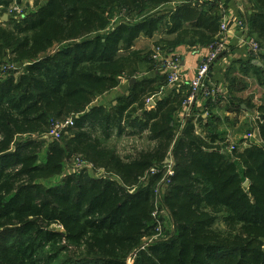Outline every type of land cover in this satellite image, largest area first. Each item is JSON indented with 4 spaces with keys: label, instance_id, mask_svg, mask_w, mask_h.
Segmentation results:
<instances>
[{
    "label": "trees",
    "instance_id": "obj_1",
    "mask_svg": "<svg viewBox=\"0 0 264 264\" xmlns=\"http://www.w3.org/2000/svg\"><path fill=\"white\" fill-rule=\"evenodd\" d=\"M11 3L0 0V13ZM34 5V13L11 18L13 27L0 29V264H58L64 253L70 257L63 264H264V122L263 144L228 152L221 145L224 132L211 128L219 122V102L204 100L202 112L194 106L182 126L179 115L190 89L166 96L164 72L133 83L116 106L95 105L143 61L137 50L142 37L153 40L164 28L175 42L154 49L165 56L182 44L208 48L226 11L216 2L188 0ZM162 7L170 10L163 14ZM246 10L247 36L264 47V0H247ZM8 57L22 71L4 74ZM147 57L150 70L161 73L153 54ZM254 61L250 56L249 66L262 71ZM228 76L232 93L236 80ZM237 109L244 111L242 104ZM257 110L264 120V106ZM72 118L74 126L60 139L43 140L54 123ZM146 131L159 142V152L123 159L101 148L104 135ZM76 154L120 181L85 171L63 176L65 161ZM170 155L175 173L160 205L174 231L157 239L155 190ZM153 168L160 173L142 181ZM60 176L58 184H44Z\"/></svg>",
    "mask_w": 264,
    "mask_h": 264
},
{
    "label": "rangeland",
    "instance_id": "obj_2",
    "mask_svg": "<svg viewBox=\"0 0 264 264\" xmlns=\"http://www.w3.org/2000/svg\"><path fill=\"white\" fill-rule=\"evenodd\" d=\"M202 1L205 2L208 0H202ZM221 2L223 4V8L220 6L219 9L221 11L225 10L226 13H229L230 10L233 11V13L237 16L235 22L233 23L237 25L236 22L238 21V19H242L243 14L247 11L246 10L247 0H221ZM181 4H183L182 1L176 2L174 3V5H172V7H176ZM22 7L24 14L27 15H30L36 11L34 0H23ZM162 8L163 10H161V12H163V14H165L164 12H167V10H170V9L166 10L167 7H162ZM11 18L14 19V16H12L9 12L0 13V29L1 28L10 29L13 27L14 21ZM236 28H238L237 29L238 31L242 29L241 27H236ZM164 34L165 31L164 28H162V30L156 34L152 43L150 44L144 43L138 45L139 47L137 48V50H139V52L142 53L141 56L143 58V61L139 63L135 69H130L126 71L124 76H122L120 79L119 87L99 97L95 105H104L108 108L111 106H116L118 98L123 97L128 92L130 88L129 85L132 82V80L136 82V81H141L144 78H150V74H151L150 69L152 68L151 65L146 63L144 59L148 55L149 57L152 56L153 54L152 50L154 48L160 46L170 48L171 45L175 42V39L167 38L164 36ZM244 34L247 36L246 32H244ZM143 38L144 37H142L141 39ZM180 47H182L181 50L184 49L185 51H190V52L198 49V47L196 46L190 47L186 44H182L180 45ZM261 52H262L261 55L264 56V47L262 46H261ZM250 56L251 55H247L245 58L236 60L233 63H231L229 67L225 68L223 75L229 74L228 79L236 80V82L232 87V93L230 90V93L227 94L228 100L230 102L228 107L226 106L224 108L223 106L220 107L221 108L220 114L223 116V121L219 116L218 117L219 122L217 124L213 123V125L211 126L213 131L224 132V133L227 132V130H225V128H227L231 136H234V138L237 140V141L235 140V142L233 141V145L235 149L237 147L239 148V144L244 145L245 142L246 143L249 142L250 134H248V126L244 124L242 125L243 122L240 125H237V122L235 123L225 120L224 117L226 113L229 112L230 109L234 110V112L232 113L237 115V120L239 122L241 121V117L243 116L241 115L240 112L238 113L237 108L239 105L241 104L247 105L249 106V108H251V110L255 109V111H257V107L264 106V58H262V56H260L259 58V60L262 61L263 63V69L262 71H258L253 67L249 66ZM149 57H147L148 60ZM15 68L18 71H22L23 69L21 64L14 65L11 62L10 58L8 57L5 58L4 65L2 66L1 71L4 74H8L10 70H13ZM161 74L164 75L163 72H161ZM16 76H18V74ZM226 80L227 79H225L224 83H217V84H220L221 86H225ZM187 92L188 91H185V95ZM214 120L217 121V119ZM52 128L53 126L51 127V130ZM67 133L68 132H65L64 136H66ZM94 135L101 136L102 134L101 132H98V134H94ZM245 136L247 137L245 138ZM101 140H102L101 148L103 150L107 152L115 153L123 159L137 158L143 152H159L161 150L159 142L151 138L150 134L147 131L137 135L124 134L123 136H119L118 133L115 132L109 138H107V136L105 135L102 136ZM168 152H172V150H169ZM169 158H167V160H169ZM80 171H85L87 174L93 177L106 175L114 180L120 181V179L116 175L107 174L104 170L92 164L91 161L88 160L82 154H78V155L76 154L65 161L63 176L74 174ZM63 176L56 177L48 181L46 180L44 181V184L47 186L58 184L62 180ZM160 201L161 200L157 201L156 204L157 205L156 219L159 222L157 239L169 237V235L174 231L170 214L162 205H160L161 204ZM147 242H149V240H145V244ZM69 257L70 254L64 253L62 262L58 264H63ZM129 264H132V262H130Z\"/></svg>",
    "mask_w": 264,
    "mask_h": 264
},
{
    "label": "built area",
    "instance_id": "obj_3",
    "mask_svg": "<svg viewBox=\"0 0 264 264\" xmlns=\"http://www.w3.org/2000/svg\"><path fill=\"white\" fill-rule=\"evenodd\" d=\"M208 1L216 2L219 4V6L223 7L221 0H208ZM188 2L192 4H196L202 2V0H188ZM22 3L23 0L21 2H19V0H12V3L8 10V12L12 16H14V19L18 21H21L27 16V14H24ZM230 23H232L231 17L229 16V14H225L220 24L219 35L217 37L216 42L208 47L209 50L208 54L205 56V58L202 59L196 70L195 77L190 83L189 97L184 103L183 110L179 116L182 125H184L185 122L191 116V109L196 105L198 100L211 99L213 103L219 102V105L221 103H226L224 93L220 88L216 86V84L212 82L211 74L213 69L217 65L218 61L221 59V57L224 56V54L228 50V46L230 44V32L232 29L230 27L231 26ZM236 24L238 25V27H241L244 30V32H246L247 34L249 33V27L245 22H243L242 20H238ZM245 37L246 38L244 43L248 47L250 55L255 59V61L258 60L262 54L260 44L253 37H248L246 35ZM152 59L159 64L160 67L159 70L161 72H164L167 76L168 82L166 89L178 90L181 87V85L184 83L181 77V59L175 55L171 57H165L163 51L160 48L154 49ZM160 95H162V92ZM155 99L156 97L151 98L149 100V104L151 103L154 104L156 101ZM205 116H207V114ZM197 118L198 117H196V119ZM255 118H256L255 120L258 121L259 124L264 122V120L262 119L259 113L256 115ZM52 126L53 128L51 132H49L48 134L42 137L43 140L53 141L60 139L64 130H67L74 126V120L72 118V119H68L65 122H56ZM200 133L201 130L200 128H198L197 125L196 134L200 135ZM252 137L253 136H251V138ZM221 145L228 152H233L235 150L233 145V140L230 136L225 138V141ZM250 145L251 143H249L247 147H249ZM174 167H175L174 158L171 155L162 170L164 173V177L155 190L156 204L157 201L160 200L161 195L164 193V190H166L167 186H169V184L171 183V178L174 176L175 173ZM158 173H160V170L158 168H153L146 174V176L142 179V181H146L149 179V177L157 175ZM156 216H157V211L154 212L153 218L157 221L158 230H159V222L156 219Z\"/></svg>",
    "mask_w": 264,
    "mask_h": 264
},
{
    "label": "crops",
    "instance_id": "obj_4",
    "mask_svg": "<svg viewBox=\"0 0 264 264\" xmlns=\"http://www.w3.org/2000/svg\"><path fill=\"white\" fill-rule=\"evenodd\" d=\"M223 8V7H222ZM229 16L231 17V22L230 23V27L231 32H230V44L228 46V50L226 51V53L224 54L223 57H221V59L218 61L217 65L215 66V68L212 71L211 74V80L214 84H216V86H218V88H220L222 90V92L224 93V97H225V101H228V90H227V84L225 83V86H221L220 84L217 83H224L225 79H226V75H223V72L225 70L226 67H229L231 65V63H233L236 60H239L241 58H245L247 55H250L249 53V49L248 47L245 45L244 41H245V34H244V30H237L238 26L235 25V20H236V15L233 13V11L230 10ZM243 16L246 17V12L243 14ZM244 18V17H243ZM238 20H243V19H238ZM244 21V20H243ZM246 24L247 21L245 22ZM154 40V39H153ZM152 39H147V38H143L140 39L137 43V48L139 47V44H150L153 42ZM182 47H178L174 53H170L165 57H171V56H178L181 59V77L183 79V84L181 85V87L177 90V94H185V91H189L190 89V83L191 81L194 79L195 77V73L196 70L200 64V62L202 61L203 58H205V56L208 54L209 50L208 48H198L197 50L194 51H185L184 49L181 50ZM256 61H259L261 63V61L258 59ZM263 67V64H262ZM159 74V76H161L162 74L155 70H151V74H150V78H155L157 75ZM132 85H129V87H131ZM162 91H164V93H166V96H169L171 94V90H167L162 89ZM156 99H159V96L156 97ZM227 103V102H226ZM226 103H221L220 105H218L217 108H215V114L223 121V116L220 114V110L223 106V108L226 106ZM155 106L154 104H149L148 107L152 108ZM196 110L199 112H202L204 109V100L200 99L197 101L196 105ZM260 107V106H259ZM257 107V109L259 108ZM242 109L244 110L243 112H240L241 115H243L241 117V121L238 122L237 120V115L233 114L231 112H227L225 115V120H228L230 122H237V125H240L242 122V125H246L248 126V134H250V138L251 136H253L251 139H249V142H245L244 145L239 144V148L240 149H244L245 147H247L249 145V143H253V144H263L262 139L260 137V129H259V123L258 121H256L255 117L256 115L259 113L257 111L251 110V109H247L246 105H242ZM180 116V115H179ZM240 119V118H239ZM180 120V118H179ZM183 126V125H182ZM223 126V125H222ZM201 130V129H200ZM225 130H227V132H225V136L224 138H227L228 136H230L232 138V140L235 142V138L234 136H231V134L229 133V130L227 128H225ZM247 136H245L246 138ZM237 141V140H236ZM217 144H221L220 142H218Z\"/></svg>",
    "mask_w": 264,
    "mask_h": 264
},
{
    "label": "water",
    "instance_id": "obj_5",
    "mask_svg": "<svg viewBox=\"0 0 264 264\" xmlns=\"http://www.w3.org/2000/svg\"><path fill=\"white\" fill-rule=\"evenodd\" d=\"M253 64H254L255 66L262 67V64H261L259 61H254ZM133 83H135L134 80H132V82L130 83V85H133ZM152 104H153V103H152ZM244 186H245V187H248V186H249V182H248V181L245 182Z\"/></svg>",
    "mask_w": 264,
    "mask_h": 264
}]
</instances>
